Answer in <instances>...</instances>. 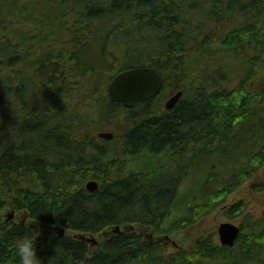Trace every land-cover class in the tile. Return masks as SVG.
I'll list each match as a JSON object with an SVG mask.
<instances>
[{
    "label": "trees",
    "instance_id": "trees-1",
    "mask_svg": "<svg viewBox=\"0 0 264 264\" xmlns=\"http://www.w3.org/2000/svg\"><path fill=\"white\" fill-rule=\"evenodd\" d=\"M45 1L52 23L4 12L0 0V217L24 213L0 219V264H19L15 242L37 227L99 242L46 231L36 241L44 264L264 263V209L253 219L240 202L222 208L240 220L232 249L212 236L179 244L176 255L150 246L189 234L264 165V0ZM137 67L160 75L159 94L131 109L111 102L114 75ZM103 129L112 140L95 136ZM241 135L232 167L211 165L234 155ZM181 160L204 178L182 205L186 216L185 178L170 173ZM112 226L122 232L108 236Z\"/></svg>",
    "mask_w": 264,
    "mask_h": 264
},
{
    "label": "rangeland",
    "instance_id": "rangeland-1",
    "mask_svg": "<svg viewBox=\"0 0 264 264\" xmlns=\"http://www.w3.org/2000/svg\"><path fill=\"white\" fill-rule=\"evenodd\" d=\"M12 7L15 8V10L22 14V15H28V14H34L37 18L40 19L42 22L52 23L53 20V11L50 7V3L46 2L45 0H6L4 12L9 11ZM63 9V7H62ZM100 131H111L108 129L98 130L96 132ZM95 132V133H96ZM230 145L228 144V147ZM245 147L242 144V135L239 138L238 142L235 141L232 143L230 150L234 152V155H231L229 152L226 154V159L221 161L219 160V157H212L211 165L216 163L217 167L224 168L226 170L230 169L233 165L234 158L242 152V148ZM0 150H3V148H0ZM207 165V160H203V166L205 167ZM171 174L177 176V177H183L185 180L182 183L181 191L178 197L179 202V210L181 216H186L187 210L182 209V205L185 204V202H189L193 196H197L202 192V188L204 185V178L202 175L201 167H195L191 168L190 163L187 160H181L172 162L171 165ZM158 174H156L157 176ZM159 178V176L157 177ZM156 178V179H157ZM264 182V165L261 166L256 173V175L248 177L246 180H244L243 183L239 187H236V189L228 195L226 198V201L220 205V208L212 211L208 215L201 218L192 228L191 231L188 234V230L184 235H182L178 240L175 241L176 244H182L184 243V246H187L192 242L193 239H197L202 236H212L215 243L220 245L217 235V228L218 225L223 222H231L235 225L240 224V220H229L224 215V210L222 208H227L232 205H236L238 202L241 204H244V213L250 214L253 219H257L262 215L263 209H264V187L262 186ZM224 185L223 182H221L220 178L216 181L215 186L222 187ZM242 208V206H241ZM11 214H14V220L16 222H20L23 220L24 213H17L13 212L11 208H7L6 211L1 215L0 219L7 220V217ZM114 226L107 228V232L110 233L113 230ZM41 234H44L46 229H39ZM176 240V239H174ZM178 242V243H177ZM183 246V245H182ZM169 253L172 255H176L179 253V251H176L174 249H167ZM260 257V256H258ZM241 256H239V259ZM231 262L229 261L227 264H242V262ZM261 257L259 258V260ZM264 262V261H263ZM206 264H217L213 261H206ZM254 264H264L260 262H256Z\"/></svg>",
    "mask_w": 264,
    "mask_h": 264
},
{
    "label": "water",
    "instance_id": "water-1",
    "mask_svg": "<svg viewBox=\"0 0 264 264\" xmlns=\"http://www.w3.org/2000/svg\"><path fill=\"white\" fill-rule=\"evenodd\" d=\"M161 88L162 79L155 70L148 67H138L117 73L108 85L107 95L111 102L120 103L125 108L131 109L137 102H143L156 96ZM181 95V91L171 95L164 102L165 109H172L179 101ZM95 136L109 141L113 138V133L100 131ZM85 188L90 193H93L98 189V183L95 180H90L85 184ZM10 218H12V215ZM116 231H119L118 226ZM60 233L62 234L63 230ZM238 233L239 227L231 222H223L217 228L219 242L226 247L234 246ZM81 238L84 237L81 236ZM91 240L93 241L94 239Z\"/></svg>",
    "mask_w": 264,
    "mask_h": 264
},
{
    "label": "clouds",
    "instance_id": "clouds-1",
    "mask_svg": "<svg viewBox=\"0 0 264 264\" xmlns=\"http://www.w3.org/2000/svg\"><path fill=\"white\" fill-rule=\"evenodd\" d=\"M41 234L39 228H33L32 233L22 236L15 242L16 253L19 256V264H44L37 255L36 241ZM81 264L83 262L81 261Z\"/></svg>",
    "mask_w": 264,
    "mask_h": 264
},
{
    "label": "flooded vegetation",
    "instance_id": "flooded-vegetation-1",
    "mask_svg": "<svg viewBox=\"0 0 264 264\" xmlns=\"http://www.w3.org/2000/svg\"><path fill=\"white\" fill-rule=\"evenodd\" d=\"M54 232H56V231H54ZM59 236H62L61 234L59 235ZM71 236L72 237H74L75 236V234H71ZM147 239H150V235L148 236V237H146ZM86 239H84L83 241L87 244V245H90V243H88L87 241H85ZM158 239H154V240H151V242H150V246L152 245V243H154V242H160V244L161 245H157V246H159V247H161V248H164L165 250H167V249H169V248H171V249H174V250H176V251H181V248H182V246H180V245H175V244H173L171 241H169V240H167V239H164V240H166V241H162V239H159V241H157ZM168 243V244H167ZM187 247V246H186ZM191 246H189L188 248H190Z\"/></svg>",
    "mask_w": 264,
    "mask_h": 264
},
{
    "label": "bare ground",
    "instance_id": "bare-ground-1",
    "mask_svg": "<svg viewBox=\"0 0 264 264\" xmlns=\"http://www.w3.org/2000/svg\"><path fill=\"white\" fill-rule=\"evenodd\" d=\"M218 240H219V237H218ZM220 243V242H219Z\"/></svg>",
    "mask_w": 264,
    "mask_h": 264
}]
</instances>
